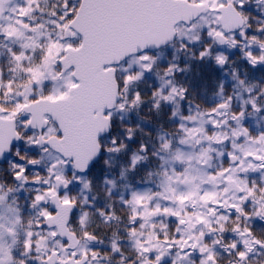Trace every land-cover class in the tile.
<instances>
[{"label": "snow or ice", "instance_id": "obj_1", "mask_svg": "<svg viewBox=\"0 0 264 264\" xmlns=\"http://www.w3.org/2000/svg\"><path fill=\"white\" fill-rule=\"evenodd\" d=\"M0 264H264V0H0Z\"/></svg>", "mask_w": 264, "mask_h": 264}]
</instances>
